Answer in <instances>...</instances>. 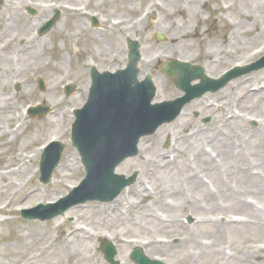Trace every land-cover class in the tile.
<instances>
[{
	"label": "rangeland",
	"instance_id": "obj_1",
	"mask_svg": "<svg viewBox=\"0 0 264 264\" xmlns=\"http://www.w3.org/2000/svg\"><path fill=\"white\" fill-rule=\"evenodd\" d=\"M15 1L20 3L19 11L13 8ZM27 1L32 3L0 1V48H4V39L7 43L0 54V203L12 201L15 193H21L18 203H25L14 212L0 215V264H109L98 239L89 235L83 239L85 233L80 228L116 238L120 264H133L129 256L134 249L122 246L120 239L137 235L153 240L146 247L148 254L167 264H264V70L238 78L216 94H207L172 124L143 139L140 155L121 166L127 171L117 169V173L128 176L134 171L140 174L137 186L122 193V203L90 202L73 208H83L78 217L70 213L71 209L64 218L47 223L21 220L20 209L55 203L70 191V183L85 178L78 153L71 146L70 127L73 110L86 101L85 95L81 98L84 93L80 87H84L87 76L85 66L78 65L74 54V49L82 45L70 38V33L82 30L80 37L86 36V20L90 17L82 15L72 21L70 13L64 11L60 25L47 36H37L34 30L50 18L53 3L47 9L35 3L68 0ZM79 1L88 5L92 15L116 11L123 18L138 10L141 25L133 38H140L144 44L142 75L151 71L158 81L160 95L156 102L180 95L173 90V83L156 71L165 57L204 63L208 74L215 78L236 63L246 66L264 55L260 44L264 42V0H225L231 8L229 12L224 10L225 28L216 37L210 27L199 24L197 16H187L188 8L184 9L178 0H160L163 8L156 0ZM146 4L154 8L147 9ZM28 7L35 8L37 16H28ZM148 12L153 16H146ZM202 13L209 17L207 11ZM239 24L244 27L245 35L240 31L243 37L236 33ZM158 33L169 43L154 40ZM29 40L33 44L28 47ZM106 51L110 49L105 44L88 49L100 60L107 57L103 55ZM60 56L61 68L56 65ZM98 62L94 58L91 64ZM100 62L110 65L106 60ZM40 79L45 82V91L39 89ZM70 83L78 89L67 97L64 86ZM34 91L39 99L22 100V93L28 96ZM42 99L43 105L50 107V115L42 120L27 117L26 110ZM205 101L212 108H207ZM54 105L59 112L54 115L56 123L49 126L47 119L53 116ZM195 111L212 121L205 125L194 119L191 113ZM54 138L65 145V151L52 182L43 186L39 183L41 154L37 150ZM20 155L23 157L17 158ZM11 161L12 170L22 165V171H15L11 180L23 186L1 194L11 181L4 174L12 170L3 171ZM27 190H35L37 195L26 196ZM60 192L64 194L56 196ZM145 193L150 196L142 200ZM189 217L194 222L188 227L185 222ZM236 218L242 221L236 222ZM160 241L168 243L164 250L158 247Z\"/></svg>",
	"mask_w": 264,
	"mask_h": 264
},
{
	"label": "water",
	"instance_id": "obj_2",
	"mask_svg": "<svg viewBox=\"0 0 264 264\" xmlns=\"http://www.w3.org/2000/svg\"><path fill=\"white\" fill-rule=\"evenodd\" d=\"M176 65H179V64H176ZM179 66H181V65H179ZM177 70L179 72H182V71H184V67H182V68L179 67V68H177ZM170 74L173 75V76H175V74L173 72H171ZM176 83L180 87H182V88L184 87V85L181 82H179L178 80H176ZM149 85L150 84L147 82V83L144 84V87H149ZM96 90H98V87L96 88ZM112 96H113V92L110 91V88H106V87L103 88L100 91V97H101V99H98L97 100V99L93 98V100H91V102L89 103V105L87 107H85V110L79 115V122H83V121L85 122L86 119H88V114L90 112H93L96 109V107H98L100 101H101V104L104 105V106H107V105L112 104L113 101L110 100V99H113ZM108 97H109V99H107ZM148 107H149L148 106V103H146V105H144L143 108L141 109L139 115H136V117H133V123L136 125V130L134 131V133L136 134V138H135L136 140H135V142L133 144V148L135 147V145H136L138 139L141 137V135L144 134L142 117L140 115H142L145 112V110L148 109ZM135 111H136V108L133 107L132 112H135ZM162 121H164V120H160V121L156 122L154 124V128H156ZM121 159H123V157H120L119 158V161Z\"/></svg>",
	"mask_w": 264,
	"mask_h": 264
},
{
	"label": "bare ground",
	"instance_id": "obj_3",
	"mask_svg": "<svg viewBox=\"0 0 264 264\" xmlns=\"http://www.w3.org/2000/svg\"><path fill=\"white\" fill-rule=\"evenodd\" d=\"M123 25H124V24H123ZM123 25H122V26H123ZM122 26H120L116 31L119 32V31H121V30H125V29H126V27L123 28ZM247 32H248V33H251V32L248 31V30H247ZM257 37L259 38L260 35H258ZM257 37H255L256 42H257ZM61 56H62V55H61ZM61 56L59 57V61H60V59H61ZM57 62H58V61H57ZM56 65L59 66V67L61 68V66H60L59 63L56 64ZM21 97H22V100H23V101H27V99H28V100H37V99H39V96L36 94L35 91L32 92V93H30V95H28V96L25 95V93H22V94H21ZM15 173H16L15 171H12V172H10V173H6V174H4V177L9 178V179L11 180L12 175H14ZM2 177H3V176H2ZM18 187H19V186L17 185V183L14 182L13 180H11V182H10L9 184H7L6 186H4V187L2 188L1 194L4 193V190H7L8 192H10V191L16 190ZM20 194H21V193H15V194L13 195V200H12V201L6 206V208H8L9 206H11L13 203H18L17 199L20 197ZM35 195H37V193L33 194V196H35ZM15 201H17V202H15ZM0 204L2 205L3 202L0 203ZM26 239H27V238H26ZM27 242L29 243L28 240H27ZM133 242H134V241H133ZM134 243H137V242L135 241ZM158 247H159L160 250H164V249L166 248L165 246H162V247L158 246Z\"/></svg>",
	"mask_w": 264,
	"mask_h": 264
}]
</instances>
